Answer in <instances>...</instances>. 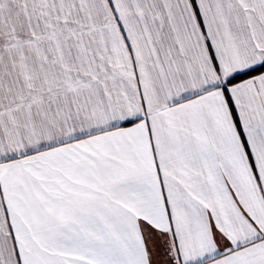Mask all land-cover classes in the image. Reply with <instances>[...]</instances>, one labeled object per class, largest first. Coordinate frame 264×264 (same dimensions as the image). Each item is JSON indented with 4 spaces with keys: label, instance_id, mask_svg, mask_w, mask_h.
I'll list each match as a JSON object with an SVG mask.
<instances>
[{
    "label": "snow or ice",
    "instance_id": "snow-or-ice-1",
    "mask_svg": "<svg viewBox=\"0 0 264 264\" xmlns=\"http://www.w3.org/2000/svg\"><path fill=\"white\" fill-rule=\"evenodd\" d=\"M0 264H264V0H0Z\"/></svg>",
    "mask_w": 264,
    "mask_h": 264
}]
</instances>
